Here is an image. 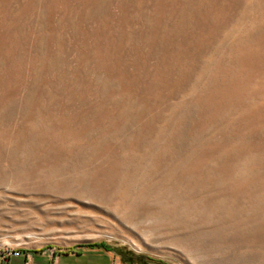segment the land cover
<instances>
[{"label": "rangeland", "instance_id": "1", "mask_svg": "<svg viewBox=\"0 0 264 264\" xmlns=\"http://www.w3.org/2000/svg\"><path fill=\"white\" fill-rule=\"evenodd\" d=\"M0 264H264V0H0Z\"/></svg>", "mask_w": 264, "mask_h": 264}, {"label": "built area", "instance_id": "2", "mask_svg": "<svg viewBox=\"0 0 264 264\" xmlns=\"http://www.w3.org/2000/svg\"><path fill=\"white\" fill-rule=\"evenodd\" d=\"M14 255H15V256H20L21 253H20L19 251H15V252H14Z\"/></svg>", "mask_w": 264, "mask_h": 264}, {"label": "crops", "instance_id": "3", "mask_svg": "<svg viewBox=\"0 0 264 264\" xmlns=\"http://www.w3.org/2000/svg\"><path fill=\"white\" fill-rule=\"evenodd\" d=\"M53 263V262H52Z\"/></svg>", "mask_w": 264, "mask_h": 264}]
</instances>
